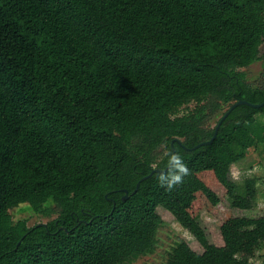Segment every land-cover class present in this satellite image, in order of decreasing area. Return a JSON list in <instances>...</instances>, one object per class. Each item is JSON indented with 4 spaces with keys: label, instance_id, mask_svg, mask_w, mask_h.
<instances>
[{
    "label": "trees",
    "instance_id": "1",
    "mask_svg": "<svg viewBox=\"0 0 264 264\" xmlns=\"http://www.w3.org/2000/svg\"><path fill=\"white\" fill-rule=\"evenodd\" d=\"M263 44L264 0H0V264H133L159 211L193 238L165 264H264L263 216L220 220L217 240L201 222L258 202L231 168L264 155V105L201 144L264 102ZM171 154L188 174L167 190ZM19 207L55 218L28 227Z\"/></svg>",
    "mask_w": 264,
    "mask_h": 264
},
{
    "label": "rangeland",
    "instance_id": "2",
    "mask_svg": "<svg viewBox=\"0 0 264 264\" xmlns=\"http://www.w3.org/2000/svg\"><path fill=\"white\" fill-rule=\"evenodd\" d=\"M264 52V44L260 47V53ZM263 70L262 62L258 61L253 65L241 70L249 83L257 84ZM193 105L188 106V109H192ZM213 125V124H211ZM256 177L258 188V202L255 208L251 211H240L232 209L228 206V203H222L217 206V216L212 217L205 212L202 213L201 222L207 233L212 237L211 239H218L216 235L217 227L220 220H226L230 216H248V217H264V155L259 152H253L249 157L242 162L234 165L231 168V178L241 185L242 181L247 177ZM15 208L9 211L13 222L25 220L28 227L35 226L37 224H46L48 221L55 218H45L41 215L34 214L32 211H23L22 209ZM161 218L165 221L164 225L160 226L157 232V244L155 251L152 255L141 258L133 264H165L166 252L169 248L179 239H184L190 243L193 238L190 234L182 229L178 224L174 222L171 216L163 211H159ZM195 247V245H192ZM264 252V251H263ZM261 253L257 254L255 258L250 260L249 264H263L259 258Z\"/></svg>",
    "mask_w": 264,
    "mask_h": 264
},
{
    "label": "clouds",
    "instance_id": "3",
    "mask_svg": "<svg viewBox=\"0 0 264 264\" xmlns=\"http://www.w3.org/2000/svg\"><path fill=\"white\" fill-rule=\"evenodd\" d=\"M188 174V168L179 154H171L169 158V170L160 176L161 186L171 190L180 184L183 177Z\"/></svg>",
    "mask_w": 264,
    "mask_h": 264
},
{
    "label": "water",
    "instance_id": "4",
    "mask_svg": "<svg viewBox=\"0 0 264 264\" xmlns=\"http://www.w3.org/2000/svg\"><path fill=\"white\" fill-rule=\"evenodd\" d=\"M238 105H247V106H249V107H252V108L257 109V108L262 107V106L264 105V102H263V103H260V104H250V103H247L246 101H242V100H240V101H237L236 103L232 104V105L229 107V109L226 111V113L223 115V117L221 118V120L219 121V123H218V125H217V127H216V129H215L214 135H213V137L211 138V140L208 141V142H206V143H202L201 145H209V144H211V142L214 140V138H215V136H216L217 130H218V128H219L220 123L222 122V120H224V119L226 118V116H227V115H228V114H229V113H230V112H231L236 106H238ZM201 145H198L197 147H199V146H201ZM197 147H195V148H197ZM168 168H169V166H168ZM155 172H157V171H155ZM158 172H159V171H158ZM162 172H163V171H162ZM146 178H147V177L141 179V180L136 184V187H135V190L133 191V193L136 192L137 188L139 187L140 182H141L142 180L146 179ZM125 193H126V192H125Z\"/></svg>",
    "mask_w": 264,
    "mask_h": 264
}]
</instances>
